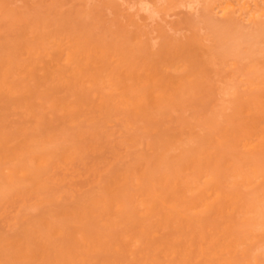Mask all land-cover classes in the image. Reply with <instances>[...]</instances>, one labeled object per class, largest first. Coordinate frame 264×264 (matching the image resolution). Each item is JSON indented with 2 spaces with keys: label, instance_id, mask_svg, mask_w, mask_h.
Returning <instances> with one entry per match:
<instances>
[{
  "label": "bare ground",
  "instance_id": "6f19581e",
  "mask_svg": "<svg viewBox=\"0 0 264 264\" xmlns=\"http://www.w3.org/2000/svg\"><path fill=\"white\" fill-rule=\"evenodd\" d=\"M223 1L209 4L264 23L263 0ZM44 22L0 42V264H264L256 52L234 49L224 79L213 74L227 84L205 94L210 71L228 64L223 34L225 54L210 33L218 49L186 37L192 47L164 41L145 55ZM228 98L233 111L219 117ZM188 104L190 123L174 126Z\"/></svg>",
  "mask_w": 264,
  "mask_h": 264
},
{
  "label": "rangeland",
  "instance_id": "374dc122",
  "mask_svg": "<svg viewBox=\"0 0 264 264\" xmlns=\"http://www.w3.org/2000/svg\"><path fill=\"white\" fill-rule=\"evenodd\" d=\"M190 1L189 0H187V1L186 0L185 1L184 0L183 1L182 0H171V2H170V0H0V39L2 40V41L0 40V42H6L8 44L9 38H11L10 36H12L14 34L18 35L17 29H18V27L21 26L20 24L22 22L23 23H26V22H32L33 23L34 22V24H35V22L41 23L43 20V22L44 21H46V22L50 21L52 23V25L53 24L55 25V24H61L65 21L64 27L67 25L72 26V24L74 26L76 24V26L80 28V31L82 32V34H84L86 37H90L93 41L96 39L98 42H99V39H101V38L106 39L109 41V42L107 41L106 43L111 44V42H112L114 45L116 44L119 47L122 46V48H120V49L117 46L119 51L123 49V52H124V50L128 49L127 51H125L126 53L133 51V48L138 46V48H141L139 50L144 51L146 49L147 53L144 51L146 53L145 55H147L148 52H149L148 55H155V54H159V52L161 53V51H163L162 50L164 48L163 45L171 46L172 41L174 43V44H172L173 46H175V45L178 47L183 46V45L185 46V44H186L185 42H188V40H187L188 38L189 39L194 38V40H192V43H194L193 45H195V47H193V48L195 49L197 46L198 48H196L195 50H198L200 47V52H202L204 49L210 47L211 41L212 42L214 41L213 42L214 44L212 43V46L216 45L217 44L216 42H218L220 40V37H222V38H224V40L225 39L227 40L226 43L227 42H230V43L233 42V44L228 43L229 45H227V46H230L232 49H228L230 47L227 48V46L224 47V45L226 43L224 42V44H222L223 39L220 40L221 46L220 45H217L218 47L213 46L214 49H215V47L218 49L220 46L221 49L219 48L218 51L221 50L220 52H222L224 54L226 51L224 48H227L230 51V52L229 51L226 52V54H225L226 56H228L227 58L225 57L226 58L225 62H226V60L228 61V59H230V60L233 59L232 55L234 53V49L237 50L239 48L242 49L241 52L238 51V53L241 55V57H244L245 55L250 54V53L255 54V52L257 55H261V56L263 55L262 57H264V48H263L264 47V40H263L264 37H262V35L264 36V32H263L264 26H262L263 21L259 22V23L257 21H252V22H254V23H252L251 21L248 20L249 21L248 22L247 20L243 19L242 17H241L242 19L239 16H238L239 17L238 18V17H236V15L232 16V18H231V16L229 14L227 16L225 15V17H226L225 18L221 13L219 14L218 12H216L214 10L215 6L212 3L209 4V1H211V0H207V1L206 0H198V2L202 1V2H199L200 4L202 3L201 5L199 3H197L196 0H194V3H193V0H190ZM220 1H223V0H220ZM169 2L171 4L168 6ZM173 2H176V3L174 4ZM185 2H187L188 4ZM189 2L191 3V5H193L192 7H191V5H189L190 4ZM205 2H207L208 4ZM212 2H213V0H212ZM223 2H225V0ZM204 3H205V5L203 6ZM178 5H179V7H178ZM195 5L197 7H195ZM170 6H172V7H170ZM145 7H146V9L147 8L148 9L146 10ZM168 7H170L172 10L170 8L168 9ZM140 8H141V10H140ZM210 8H211V10H210ZM260 8L264 9V4L263 5L261 4ZM149 9H150V11H149ZM149 12H151V13L149 14ZM151 14H153V16ZM207 15L209 16V19H208ZM204 17H205V20H204ZM214 17H215V19H214ZM21 18L23 21L21 20ZM24 18H27V19H24ZM219 18L220 19L222 18V19L220 20ZM224 18L229 20V21L226 20L227 23L230 22V23H228V26H227V23H224V20H225ZM39 19H41V20H39ZM216 19H217V21H216ZM17 20L19 21V24H18ZM57 21H60V23ZM258 21H260V20H258ZM191 22H193V24H195L196 26L193 25ZM215 22L217 25L215 24ZM207 23H210V27L208 26ZM47 24H49V23H47ZM211 24L216 25V27L219 25V28H216L215 26H211ZM257 24H258V26H256ZM18 25H20V26H18ZM192 25H193V27H192ZM220 25H224L223 27H224V29L227 28V31L226 30L223 31L224 29H222L223 27H221ZM238 25H240V26H238ZM263 25H264V23H263ZM194 26L196 28H194ZM225 26H227V27L225 28ZM200 27H202V28H200ZM206 27L208 29H206ZM212 27H215L218 30L221 28L222 31L217 32V30H216V32H214V29ZM241 27H244V28L241 29ZM257 27H259V28L262 27V28L259 29ZM191 28H193L192 29L193 31L191 30ZM235 28L236 29L238 28L237 30H241L242 34H241V32H239L240 34L238 32L235 34L234 33L235 32L234 30H236ZM245 28H246V30H245ZM250 28H252V29H250ZM255 28L258 31H256ZM194 29H197V31ZM212 29H213V31H212ZM200 31H201V34L198 33ZM228 31H230V34H233V35H231V39L229 37L226 38L229 34ZM204 32H207V34ZM258 32H260L261 34ZM210 33H211V36L217 37V38H219V40L217 41V38H215L216 39V41H215V39L213 37V39H211L209 41V39L212 38L209 35ZM219 34H223V36L221 35L219 37ZM196 35H197V37H196ZM207 35L210 38L207 37ZM232 36H234V38ZM186 37H187V39L184 40V38H186ZM235 37H237V39H235ZM243 37H245V38L243 39ZM197 38H198V40H196ZM205 38H207V40ZM248 38H250V40ZM203 39H205V40H203ZM242 39L244 40L243 42H242ZM102 40H100V41L104 43L105 40H103V41ZM113 40H115V41L113 42ZM258 40H259V44H261L262 48L261 47L259 48L260 45L257 43ZM140 41H142L143 43ZM164 41L165 42L167 41V42L164 43ZM174 41H176V42H174ZM181 41H182V44H181ZM205 41H206V44H205L206 46H204V45L201 46L203 43H205ZM208 41L210 43H208ZM245 41H246V43H244ZM175 43H177V44H175ZM192 43H190V44L188 43L186 45L188 47H192ZM137 44H139V45H137ZM254 44H255V46H253ZM162 46H163V48H162ZM244 46H246V48ZM257 46H258V48H257ZM151 48H153L154 51ZM222 48H223V51H222ZM244 48H245V50H244ZM209 49H211V47ZM260 49H263V50H260ZM253 50H254V52H253ZM136 51L137 50L135 48V52ZM198 51H195L194 56H198V55H195V54H197L196 52H198ZM257 52H259V53L261 52V53L259 54ZM235 53H237V51ZM198 54H199V52H198ZM224 54L220 55V56H225ZM256 54H255V57L257 56ZM261 56L260 57L258 56L256 58L254 57V59L257 60V58H259L258 59L259 61H264L263 60L264 58L261 59L262 58ZM241 59H243V58H241ZM230 60L228 61V64L224 63V66L222 65V68L220 65V69H219L220 72H218L219 71L218 66L215 67V68H217L216 69L217 71H215V69L214 70L211 69L212 71H210V72L212 73V75L218 74L219 78H222V74L224 76L226 74L225 71L229 70V67L231 69V66H229V67L227 66V65L232 64ZM222 70L225 73H222L223 72ZM210 72H209V75H210ZM228 73H229V71H228ZM212 75L210 76V80H208L209 82H206V84L203 87L204 88L203 92L205 94H207V92L211 93V91L214 92V90L220 91L219 90L220 87H222L224 84H227V83L222 84V82H224V81L218 82L219 78H217L218 80L215 78V76H217V75H215V76L214 75L212 76ZM211 77H214V78L212 79ZM222 79H224V78H222ZM223 88H224V86H223ZM242 91H243L242 88L238 90V92H240V93ZM218 94L221 95L220 93H218ZM218 94H217V96H219ZM228 99H227V101L224 102L225 103L224 105L227 106L229 109L226 108L222 115H220V113H219V117L224 116V118H227V117H229V115L233 111V107L231 106V104L233 105L234 102L231 101V98H228ZM221 100H223V99H221ZM228 102H229V104H228ZM193 108H194L193 105L188 104L186 106V112L184 114L183 113L177 114L176 118L173 119V121H172L174 126L175 125L178 126L182 123L183 124L190 123V117L192 115ZM229 111H230V113H229ZM181 114L185 115V116H182ZM178 117H180V119ZM222 120H223V118H222ZM261 213H262V209L258 211V215H260ZM263 259H264V256H263Z\"/></svg>",
  "mask_w": 264,
  "mask_h": 264
}]
</instances>
